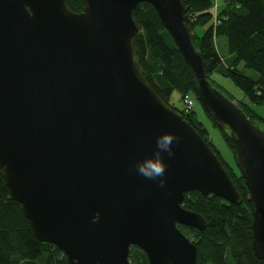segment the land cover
Returning a JSON list of instances; mask_svg holds the SVG:
<instances>
[{
    "label": "water",
    "instance_id": "95a60500",
    "mask_svg": "<svg viewBox=\"0 0 264 264\" xmlns=\"http://www.w3.org/2000/svg\"><path fill=\"white\" fill-rule=\"evenodd\" d=\"M0 0V169L34 236L69 264H197L196 244L179 224L207 220L185 194L243 198L217 153L162 99L137 65L134 8L156 9L196 78L213 121L230 130L236 165L255 209L252 249L264 260V129L208 79L182 0ZM165 133L166 185L135 171Z\"/></svg>",
    "mask_w": 264,
    "mask_h": 264
},
{
    "label": "trees",
    "instance_id": "16d2710c",
    "mask_svg": "<svg viewBox=\"0 0 264 264\" xmlns=\"http://www.w3.org/2000/svg\"><path fill=\"white\" fill-rule=\"evenodd\" d=\"M185 21L194 32L196 49L201 53L208 79L221 90L211 74L215 71L234 81L245 93V100L236 101L246 115L264 129V116L255 106L264 105V0H182ZM74 11L83 9L82 0H66ZM139 32L132 39L134 58L140 70L158 95L179 111L217 153L240 192L241 204L230 203L215 195L199 191L185 194L183 206L202 214L208 226L204 230L179 224L197 246V264H264L252 249V221L255 209L244 179L227 163L213 143L210 131L195 108L187 109L185 98L200 102L211 125L220 133L236 160V146L229 129L219 127L201 103L196 91V78L154 6L139 3L133 10ZM197 27L203 29L201 34ZM226 38L229 62L221 56L218 40ZM244 62L257 76L239 68ZM226 63V65H225ZM176 91L184 107L171 104ZM223 93L224 91L221 90ZM130 264H149L143 249L132 245ZM0 264H69L64 253L54 244L39 241L21 204L12 200L0 169Z\"/></svg>",
    "mask_w": 264,
    "mask_h": 264
},
{
    "label": "rangeland",
    "instance_id": "374dc122",
    "mask_svg": "<svg viewBox=\"0 0 264 264\" xmlns=\"http://www.w3.org/2000/svg\"><path fill=\"white\" fill-rule=\"evenodd\" d=\"M220 0H217V2ZM196 32L198 34H201L203 32V29L200 27H197ZM218 47L220 50V53L224 56V58L227 60V63L229 62L228 60V56L230 55V52L228 50V47L226 45V38L222 37L218 40ZM226 65V63H225ZM239 68L244 71L247 75H251V76H257V72L253 69L250 68H246L244 65V62H242L239 65ZM212 80H214L216 82V84H218V86H221V90L224 91V94L231 96L233 98H235V100L240 101V100H247L245 98V93L244 91L237 86L233 80H231L228 77H224L222 76L219 72L215 71L211 74L210 77ZM171 104H173L175 107L177 108H182L184 107V104L182 103V100L180 99V95L178 92L174 91L171 95V99H170ZM195 110L198 112L199 117L202 119V121L205 123V125L208 127L209 131H210V137L213 141V143L216 145V147L218 148V150L221 152V155L223 157V159L229 163L230 166H233L234 169L238 170L239 174L240 171L236 165V160L233 157V154L231 152V150L228 148V146L226 145V143L223 141L220 133L217 131V129H215L211 123L209 122V120L207 119L204 109L202 108V106L200 105V102L196 99V103L194 105ZM257 112L259 114H261L262 116H264V105H259V106H255Z\"/></svg>",
    "mask_w": 264,
    "mask_h": 264
},
{
    "label": "clouds",
    "instance_id": "9594fccd",
    "mask_svg": "<svg viewBox=\"0 0 264 264\" xmlns=\"http://www.w3.org/2000/svg\"><path fill=\"white\" fill-rule=\"evenodd\" d=\"M174 141L179 144L180 137L171 133H165L158 137L154 153L145 157L142 161L136 162L134 168L130 171H135L147 180L158 181L161 188L165 187L167 183L165 174L169 166L165 159V153L168 158L174 156L172 147Z\"/></svg>",
    "mask_w": 264,
    "mask_h": 264
},
{
    "label": "built area",
    "instance_id": "2783aa9c",
    "mask_svg": "<svg viewBox=\"0 0 264 264\" xmlns=\"http://www.w3.org/2000/svg\"><path fill=\"white\" fill-rule=\"evenodd\" d=\"M185 105L187 109H191L194 107V100L190 98L189 96H186L185 98Z\"/></svg>",
    "mask_w": 264,
    "mask_h": 264
},
{
    "label": "crops",
    "instance_id": "0c3cea01",
    "mask_svg": "<svg viewBox=\"0 0 264 264\" xmlns=\"http://www.w3.org/2000/svg\"><path fill=\"white\" fill-rule=\"evenodd\" d=\"M225 2H226V0H220V1H218V3H219V5H224L225 4ZM221 56H222V54H221ZM224 57V56H223ZM230 56H228L227 58H229ZM253 77H255V76H253Z\"/></svg>",
    "mask_w": 264,
    "mask_h": 264
},
{
    "label": "flooded vegetation",
    "instance_id": "af4514ba",
    "mask_svg": "<svg viewBox=\"0 0 264 264\" xmlns=\"http://www.w3.org/2000/svg\"><path fill=\"white\" fill-rule=\"evenodd\" d=\"M233 168V166H231ZM241 176V175H240Z\"/></svg>",
    "mask_w": 264,
    "mask_h": 264
}]
</instances>
